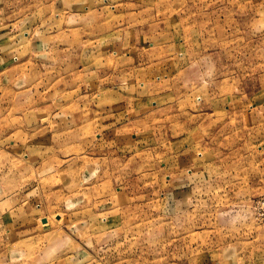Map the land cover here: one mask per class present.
Returning <instances> with one entry per match:
<instances>
[{"label": "rangeland", "instance_id": "rangeland-1", "mask_svg": "<svg viewBox=\"0 0 264 264\" xmlns=\"http://www.w3.org/2000/svg\"><path fill=\"white\" fill-rule=\"evenodd\" d=\"M0 264H264V0H0Z\"/></svg>", "mask_w": 264, "mask_h": 264}]
</instances>
